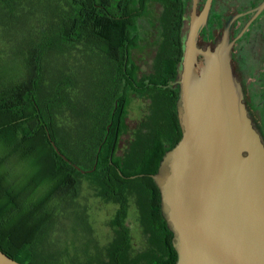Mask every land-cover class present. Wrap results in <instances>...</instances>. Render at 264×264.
<instances>
[{"label":"trees","instance_id":"1","mask_svg":"<svg viewBox=\"0 0 264 264\" xmlns=\"http://www.w3.org/2000/svg\"><path fill=\"white\" fill-rule=\"evenodd\" d=\"M6 1L12 9L15 0ZM57 1V19L49 22L54 30L48 26L31 34L20 52L22 72L0 79V249L22 264H56L41 248L52 225L49 202L56 195L76 196L81 177L87 176L99 195L120 208L111 223L115 236L104 255L82 264H138L124 222L131 195L139 202L149 241L146 264H175L174 234L150 174L182 137L179 87L161 85L177 79L183 10L167 0ZM153 2L163 10L156 23L151 22L157 37L152 72L141 75L133 51L141 42L149 43L140 38L150 23L144 16ZM76 43L88 46L90 61L99 65L88 83L64 67L55 75L48 73L47 58ZM133 92L150 95V111L122 158L117 152ZM49 135L84 173L57 153ZM14 157L24 165L18 177L9 168Z\"/></svg>","mask_w":264,"mask_h":264},{"label":"water","instance_id":"2","mask_svg":"<svg viewBox=\"0 0 264 264\" xmlns=\"http://www.w3.org/2000/svg\"><path fill=\"white\" fill-rule=\"evenodd\" d=\"M198 1L192 0L181 35L177 79L161 85L179 87L182 137L150 176L174 234L175 264H264V139L246 106L226 37L214 49L198 45L212 0L201 13ZM0 264L22 263L0 249Z\"/></svg>","mask_w":264,"mask_h":264},{"label":"rangeland","instance_id":"3","mask_svg":"<svg viewBox=\"0 0 264 264\" xmlns=\"http://www.w3.org/2000/svg\"><path fill=\"white\" fill-rule=\"evenodd\" d=\"M57 2V0H15L10 2L14 4L11 9L9 2L0 0V79L7 78L6 76L11 72L17 75L22 72L20 52L25 51L24 44L31 34L50 26L49 22L57 19L56 5L59 3ZM144 17L145 20L148 18L150 23L147 28L142 29L140 41L148 38L149 43L143 45L141 42V45L133 51L134 59L139 60L141 75L152 72L154 43L157 41V37L151 31L153 29L151 17L153 21L156 16H152L149 12ZM142 23L144 25V22ZM139 27L142 28L141 25ZM50 28L51 31L54 30L51 26ZM47 61L48 73L55 75L57 69L62 70L64 67L72 76L84 79V83L90 82L92 76L98 74L96 67L99 65H96L95 60L90 61L88 46L86 48L81 43L71 45L63 52L52 53ZM149 96L141 97L135 92L132 93L127 107L126 132L121 138L117 152L119 157L125 156L140 122L148 117ZM14 158L10 161L9 168L13 177H18L17 175L24 172V165L17 162L16 157ZM96 186L87 176L81 177L76 196L63 198L61 195H56L49 202V211L53 212L52 225L41 248L45 254L52 255V261L56 264H82L92 259L96 262V256L104 255L105 249L112 242L115 231L111 223L120 204L99 195ZM43 192L41 191L40 194ZM38 196L39 194L36 197ZM128 199V212L124 222L131 235V253L140 259L138 264H146L144 253L149 241L140 221L139 202L136 195H131Z\"/></svg>","mask_w":264,"mask_h":264},{"label":"flooded vegetation","instance_id":"4","mask_svg":"<svg viewBox=\"0 0 264 264\" xmlns=\"http://www.w3.org/2000/svg\"><path fill=\"white\" fill-rule=\"evenodd\" d=\"M167 2L173 8L177 4V11L183 10L180 28L183 35L190 19L192 0ZM206 2L207 0L198 1V13L203 11ZM262 4L263 7L259 10ZM162 10L161 4L153 2L149 12L159 19ZM155 18L153 23H156ZM155 33L156 30L154 35ZM224 37L231 45V63L242 84L249 114L264 139V0H212L207 21L198 34V45L204 50L214 49ZM136 61L135 64L139 65V60ZM199 61H206V58L199 54Z\"/></svg>","mask_w":264,"mask_h":264}]
</instances>
